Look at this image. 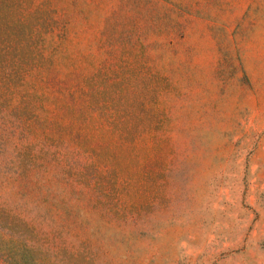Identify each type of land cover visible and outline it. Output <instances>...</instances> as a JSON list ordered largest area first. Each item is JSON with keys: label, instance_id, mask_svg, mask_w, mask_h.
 Instances as JSON below:
<instances>
[{"label": "rangeland", "instance_id": "1", "mask_svg": "<svg viewBox=\"0 0 264 264\" xmlns=\"http://www.w3.org/2000/svg\"><path fill=\"white\" fill-rule=\"evenodd\" d=\"M264 264V0H0V264Z\"/></svg>", "mask_w": 264, "mask_h": 264}, {"label": "trees", "instance_id": "2", "mask_svg": "<svg viewBox=\"0 0 264 264\" xmlns=\"http://www.w3.org/2000/svg\"><path fill=\"white\" fill-rule=\"evenodd\" d=\"M29 264H33V263H29Z\"/></svg>", "mask_w": 264, "mask_h": 264}]
</instances>
